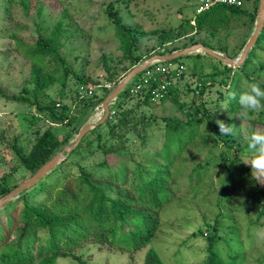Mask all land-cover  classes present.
<instances>
[{
	"label": "trees",
	"instance_id": "obj_1",
	"mask_svg": "<svg viewBox=\"0 0 264 264\" xmlns=\"http://www.w3.org/2000/svg\"><path fill=\"white\" fill-rule=\"evenodd\" d=\"M1 1L8 14L13 5L21 7L25 15L31 14V0ZM253 1L245 0L244 3ZM257 9L258 7H255L253 12L249 13L244 9V5L239 8L216 5L182 21L175 29L157 33H160L163 41L176 40L187 33L197 34L203 31L214 35L216 31L226 29L236 19L244 17L254 23ZM41 12L42 8L36 9V16L40 17ZM107 14L118 38L123 60L128 63V66L121 70V75L115 73L108 78L109 82H113V77L119 78L113 84L116 86L134 66L144 61L136 53L137 43L143 36L138 27L125 25L111 7ZM79 35V29L64 13L46 35L39 33L31 42L16 41V51L21 52L23 59L30 65L29 76L25 81L26 85L32 86V91L28 92L25 85L19 95L4 97L5 94H2V96L15 103L26 105L28 109L34 108L36 118L47 116L52 123L61 126L74 124L85 110H95L112 90V86L109 89L105 87L94 89L96 86L94 82L68 68L61 52V41L74 39ZM201 44L214 50L205 42ZM245 44L246 42L235 56L239 55ZM176 50L171 49L166 53ZM258 50L264 51V26L244 63L237 68V74L232 72L233 68L214 60L219 65H223L222 69L210 73L207 78L198 79L192 87V84L185 81V65L180 61L182 58L191 57L187 55L161 62L163 65L172 64L180 70L179 73L172 71V75L165 76L164 80L169 82V85L162 92L161 98L154 99L152 92L163 83L162 76L133 94L130 93L131 84L127 86L110 107L109 118L104 123L88 132L62 164L29 191L22 192L18 198L0 210L3 218V224L0 223V248L9 242L12 231L18 236L14 246L0 252V264H57L59 258H69L76 264H89L81 255L74 253L87 241L95 243L97 248L109 247L121 251L128 250L131 253L149 246L160 227V212L173 198V191L168 183L173 177L174 163L186 145L198 137L203 142H222L227 149L232 148L227 142L229 135L223 138L220 134L214 111L219 112L224 106V112L232 115V118L224 121L227 124L233 119H238L240 107L237 100L241 91L246 90L239 86V73H244L250 67L264 70V63L255 65ZM164 54L165 52L158 53V55ZM195 56L208 57L201 53ZM52 64L55 66L51 70ZM59 70L64 73L63 86L68 75H71L74 82L87 90H93V94L87 97L78 96L76 102L81 103L75 102L71 105L65 104L62 96L61 111H58L52 101L44 104L45 97L40 95L44 93L47 97L45 91L57 82L55 73ZM141 75L142 73L134 80ZM229 77L232 78L230 81ZM218 81L225 88L230 86V89L227 88L229 91L226 93L219 91L214 104L210 105L205 95L210 87L218 85ZM248 81L251 82L253 79L248 78ZM261 87L264 88L263 83ZM229 92H235L237 99H231ZM182 94H184L183 98ZM158 107L162 109V114L157 117L154 112ZM251 121L264 127V112L255 115ZM83 125L62 136H58L51 128L38 131L27 153L21 151L16 140L10 149L19 166L32 175L63 146H67V142L78 134ZM156 131L164 134L160 149L150 156L156 159L158 164L148 167L139 166L140 163L135 162L134 154L129 150L130 145L139 141V144L145 148V144L149 143V137ZM94 144L95 151L99 153V161L69 163L71 157L79 154L82 148L90 149ZM238 154L240 156L234 157L228 168L223 188L226 185L230 189L239 186L242 195H249L252 199L264 197V188L260 187L264 177L257 180L255 190L251 185L240 183L245 182L242 178L243 172L252 175V170L242 165V158L245 157L250 163L255 154L248 150L247 145L239 150ZM236 162L239 165H235ZM199 178L198 174L197 180ZM17 186L15 183L9 187L6 179H0V198ZM226 201L229 205L231 197L227 196ZM263 214L262 211L257 214L253 225L259 222ZM219 227L222 226L217 220L213 225L206 226V229L213 234L208 238L207 253L202 264H236L223 261L215 251L214 242L217 239L227 240V237L218 234ZM30 237H33L32 240H29ZM26 238L28 240L23 245L22 242ZM35 241L39 244L34 251ZM143 264L165 263L150 248Z\"/></svg>",
	"mask_w": 264,
	"mask_h": 264
},
{
	"label": "rangeland",
	"instance_id": "obj_2",
	"mask_svg": "<svg viewBox=\"0 0 264 264\" xmlns=\"http://www.w3.org/2000/svg\"><path fill=\"white\" fill-rule=\"evenodd\" d=\"M200 2L201 0H31V14L27 16L21 7L15 5L12 6L10 14L6 13L0 0V179H6L7 185L12 187L15 183L19 185L32 176L19 166L10 149L15 140L21 151L27 153L38 131L51 128L58 136H62L82 124L85 126L96 123L102 117V109L100 111L88 109L78 116L74 124L61 126L52 123L47 116L36 118L34 108L28 109L26 105L5 99L4 97L19 95L26 85L25 80L30 72V65L23 59L21 52L16 51V41L31 42L39 33L46 35L65 13L80 33L74 39L61 41V52L68 68L90 79L97 88H106L109 85L113 89L115 87L113 84L119 78L113 77V82H109L108 78L115 73L121 75V70L128 66V63L123 60L118 38L108 17L109 7L122 18L125 25L138 27L141 31L143 37L137 43L136 53L143 60L161 52L170 54L166 52L171 49L183 50L194 43L202 42L211 45L215 51L225 50L221 53L229 58L238 57L239 55L235 56L236 53L243 43L248 41L255 28L257 11L254 23L244 17L236 19L226 29L218 30L214 35L203 31L197 34L187 33L176 40L161 39L160 33L157 32L175 29L182 21L194 17ZM258 4L257 0L244 3V9L249 13L253 12ZM39 8H42L40 17L36 16V9ZM195 54L199 53L180 60L185 65V81L192 84V87L198 79L207 78L210 73L222 69L225 65L222 62L223 65H219L216 62L218 60L210 56L196 57ZM257 54L256 66L258 63H264V51L258 50ZM54 66L55 64H52L50 69L52 70ZM231 68L232 72L237 74V68ZM245 72L239 73L240 88L247 89L250 82L248 78L264 84V70L250 67ZM55 75L57 82L45 91L47 97L44 93L40 96L45 97L44 104L51 101L59 103V107L56 108L61 111L60 98L64 96V103L67 105L74 104L76 97L79 96L78 92L84 90V86L74 82L71 75H68L63 86V71L59 70ZM230 77L229 81L232 79ZM25 87L31 93L32 86ZM227 88L230 89V86L225 88L219 81L218 85L210 87L205 95L208 103L213 105L219 96L217 93L219 91L226 93L229 91ZM181 97L183 98L184 94ZM79 103L81 102H76ZM224 108L223 106L219 112L214 111L216 120L224 122L232 118L230 113L224 112ZM155 112L158 117L162 114V109L158 107ZM254 116L247 120L233 119L229 124L224 122L231 129V134L228 138L227 135L222 137L227 138L231 149H227L222 142H203L198 137L186 145L174 163L173 177L168 183L173 191V198L160 212V227L149 246L131 253L128 250L121 251L109 247L97 248L95 243L87 241L74 253L81 255L89 264H143L147 251L152 248L165 264H202L207 253L208 238L213 234L206 226L213 225L217 220L222 226L219 227L218 234L227 237V240L222 238L214 242L215 251L223 261L236 264H264V214L259 222L253 225L257 214L264 212V197L252 199L249 195H242L239 186L230 189L226 185L223 188L228 168L234 157L240 156L238 152L247 145L250 134L264 132L262 125L251 121ZM75 137L69 140L67 145L72 143ZM149 139L145 148L139 141L130 145L129 150L134 154L135 162L140 163L139 166L158 164L157 160L150 156L160 149L164 134L156 131ZM95 150V144L90 149L82 148L79 154L71 157L69 163L85 160H89L87 163L97 162L100 157ZM242 162L245 168L252 170L245 157L242 158ZM235 165L239 164L236 162ZM198 174L200 178L197 180ZM242 178L245 182L241 181V184L251 185L255 190L257 179L246 172L242 173ZM260 187L264 188V181L260 183ZM227 196L231 197L229 205L226 203ZM0 223L3 224L1 215ZM9 239V242L0 248V252L15 245L18 240L17 233L12 231ZM27 240L24 239L22 244L25 245ZM33 244L35 251L39 242L35 241ZM57 264L76 263L69 258H59Z\"/></svg>",
	"mask_w": 264,
	"mask_h": 264
},
{
	"label": "water",
	"instance_id": "obj_3",
	"mask_svg": "<svg viewBox=\"0 0 264 264\" xmlns=\"http://www.w3.org/2000/svg\"><path fill=\"white\" fill-rule=\"evenodd\" d=\"M264 26V0H259L258 9H257V20L255 24V28L251 33L248 41L244 45L241 53L236 58H229L226 54L221 53L219 51L212 50L207 48L202 44H194L183 50H179L176 52H172L170 54L164 55H154L148 59H145L142 63L134 66L117 84L116 86L109 92L107 97L102 101V117L93 124H87L83 126L78 134L76 135L74 141L67 146H64L59 152L53 155L46 163L43 164L30 178L20 183L16 188L11 190L8 194L2 196L0 198V210L4 208L11 201L15 200L19 194L25 192L32 187H34L37 183H39L46 175H48L51 171L57 168L60 164H62L70 155V153L79 145L82 138L91 130H93L96 126L104 123L109 118L110 113V105L114 103L117 97L124 91L127 85L131 82V80L140 74L143 70H145L152 62H164L174 60L183 56L191 55L194 53H202L216 60L222 62L228 67L238 68L240 67L245 59L247 58L250 50L256 44L258 37Z\"/></svg>",
	"mask_w": 264,
	"mask_h": 264
},
{
	"label": "clouds",
	"instance_id": "obj_4",
	"mask_svg": "<svg viewBox=\"0 0 264 264\" xmlns=\"http://www.w3.org/2000/svg\"><path fill=\"white\" fill-rule=\"evenodd\" d=\"M231 99H237L235 92H229ZM240 111L238 119H251L253 115L264 112V88L259 81H251L247 89L241 91L237 100ZM219 131L222 136L230 135L231 129L223 121L217 120ZM247 148L254 153V158L248 164L252 168V176L259 180L264 177V132H254L247 139Z\"/></svg>",
	"mask_w": 264,
	"mask_h": 264
},
{
	"label": "built area",
	"instance_id": "obj_5",
	"mask_svg": "<svg viewBox=\"0 0 264 264\" xmlns=\"http://www.w3.org/2000/svg\"><path fill=\"white\" fill-rule=\"evenodd\" d=\"M245 0H201V2L198 4L196 8L195 14H199L202 12H205L209 10L210 8L216 6V5H225V6H232V7H242L244 5ZM172 71H176V73H179L180 70L177 69L174 65L172 64H161V62L155 61L152 62L145 70H143L141 73L142 75L138 77V79L134 78L131 80V88H130V93L133 94L137 90H139L141 87L148 85L151 81H157L160 79V76H162L161 80L163 83L159 85L153 92L152 95L154 96V99H159L162 97V92L165 90V88L169 85V82H166L164 80L166 75H172ZM139 75V74H138ZM137 75V76H138ZM129 84V85H130ZM128 85V86H129ZM97 86H94V89ZM106 88H111L109 85L106 86ZM79 97H84V96H91L93 94V90H87V88H84V90H80L78 92ZM59 103H56L55 106L59 107ZM113 105V104H111ZM110 105V107H111ZM101 105L95 108V111H100ZM110 115V113H109Z\"/></svg>",
	"mask_w": 264,
	"mask_h": 264
}]
</instances>
